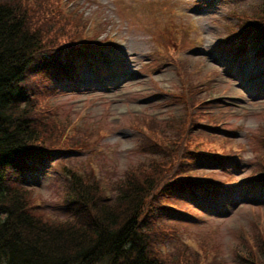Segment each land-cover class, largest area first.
<instances>
[{
    "label": "rangeland",
    "instance_id": "374dc122",
    "mask_svg": "<svg viewBox=\"0 0 264 264\" xmlns=\"http://www.w3.org/2000/svg\"><path fill=\"white\" fill-rule=\"evenodd\" d=\"M261 1L63 0L67 8L78 7L79 30L87 19L88 26L91 19V28L85 27L88 35L99 36L104 43L108 42L107 36L119 41L112 48L113 60L108 58L115 63L116 70L115 75L109 74L104 64L102 71L107 74L97 76L91 67L85 66L78 83L56 84L57 92L45 100L53 118V114L58 112L57 122L60 123L52 131L49 130L44 137L46 142L59 135L65 127L58 145L71 143L77 135H90L91 141H94L98 134L100 139L90 146L78 145L76 150L67 151L62 157H55L29 171L25 184L34 201L36 199L37 209L59 220L74 217V208L66 201L69 168L65 169L64 165L83 174L95 170L94 174L101 177V187L111 189L114 198L119 191L115 182H120L129 172L137 175L144 170L138 169L144 167L142 163L151 164L155 157L161 158L164 155L162 149H156L154 154L143 151L146 135L153 134L147 128V120L153 117L164 134L176 136L179 133L180 117L184 111H190L174 97L173 92H179L188 85H184V77L187 76V80L191 78L204 87L197 94L198 102L205 98L208 105H200L199 111L207 110L216 122L224 120L217 127L210 128L202 126V121H211L208 117L195 116L200 128L197 126L195 130L198 133L192 146L209 149V144L213 148L223 144L229 151L239 147V162L234 165L222 167L216 159H202L192 171L214 179L233 177L240 186L237 192H223L211 201L207 198L197 201L187 192L184 195L175 194L181 201H169L195 213L196 217L184 215L185 218H180L165 210L163 219L171 221L177 217V222L184 224L180 228V237L192 241L193 249L201 252L204 245L211 247L214 252L209 259L218 255L222 264H250L245 257L249 242L257 243V247H252L264 258V220L259 217V212H264V188H260V183L253 185L246 181L253 171L259 169L257 164L261 156L257 134L264 126V88L255 85L254 79L248 80L238 73V67L233 66L231 58H221L223 52L219 44L231 33L229 25L237 20L232 10L257 16L259 11L254 7H258ZM70 17L73 18L72 15ZM165 30L174 38L183 37L189 41L188 49L182 51L179 57L184 61V66H181L183 74L175 63H165L169 59V54L163 52L168 38L162 35ZM70 31L71 27H64V32ZM120 39L125 47L119 45ZM199 43L201 49L198 50L195 47ZM263 62V59L257 61L260 66H264ZM189 89L188 86V92ZM227 127L234 130H226ZM102 129L107 133H101ZM157 133L155 131V135ZM206 137H212L215 144ZM84 141L88 143L87 139ZM161 141L163 144L167 142ZM80 147L84 149H78ZM202 192L204 190L199 194ZM2 217L0 214V219ZM243 228L248 229L253 238L246 243L243 241L244 245L239 238ZM236 247L240 248L241 257L234 252Z\"/></svg>",
    "mask_w": 264,
    "mask_h": 264
},
{
    "label": "trees",
    "instance_id": "16d2710c",
    "mask_svg": "<svg viewBox=\"0 0 264 264\" xmlns=\"http://www.w3.org/2000/svg\"><path fill=\"white\" fill-rule=\"evenodd\" d=\"M31 1L0 0V264H222L218 255L209 259L211 247L204 245L201 252L193 249L192 241L180 237L184 224L177 217L163 219L165 210L185 218L184 208L169 200L180 202L175 194H185L196 186L189 166L207 148L192 146L195 130L200 128L195 116L208 117L211 121L206 123L216 122L207 110L199 111L197 94L202 89L191 78L189 92L179 90L175 95L193 112L184 111L176 136L164 134L155 119L148 117L147 128L153 134L146 135L143 151L154 154L162 149L164 155L151 164L142 163L144 167L138 169L144 170L137 175L129 172L115 182L116 197L111 189L101 187V177L93 170L83 174L64 165L69 168L66 201L74 208V217L59 220L37 209L36 199L24 184L26 173L78 145L96 144L100 136L91 141L90 135H77L71 143L58 145L65 127L48 142L44 140L49 130L60 125L58 112L53 118L45 100L54 96L57 83L81 74L85 49L92 40L85 35V25L81 30L77 27L76 7L67 9L61 0ZM254 10L258 15L247 14V18L264 27V0ZM66 26L72 31L64 32ZM172 38H166V47L173 46ZM261 128L257 134L259 169L246 181L264 175V126ZM206 139L215 144L212 137ZM223 147L209 144L206 152L214 154ZM240 231L243 245L253 239L248 229ZM247 245L248 262L264 264L254 249L257 243ZM239 249L234 252L241 257Z\"/></svg>",
    "mask_w": 264,
    "mask_h": 264
}]
</instances>
